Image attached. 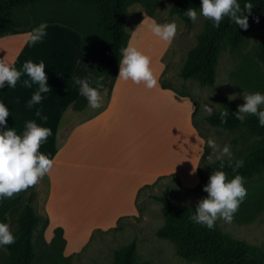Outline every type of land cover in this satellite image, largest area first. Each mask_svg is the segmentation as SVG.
<instances>
[{"label":"rangeland","instance_id":"1","mask_svg":"<svg viewBox=\"0 0 264 264\" xmlns=\"http://www.w3.org/2000/svg\"><path fill=\"white\" fill-rule=\"evenodd\" d=\"M176 1L142 0L141 3L134 4L128 9L126 23V32L129 35L128 45L131 43L150 58V66L158 83L153 89H147L143 84L129 81L133 87H127V91L135 101L137 98H143V102H139L142 105L141 111L144 109L148 118L155 117V123L169 115L174 117L175 111L178 113L182 110L181 118L186 116L189 129L187 173H179L178 169L171 171L170 168L177 167L171 165L169 158L158 156V159L156 158V154L162 151L161 149L156 150L155 146L162 144L163 149L164 145L167 147L168 136L163 133L157 134L158 130L154 121H143L142 113L132 107L133 102L129 101L131 98L128 95L129 98L125 102L130 104H124L123 107L128 120L123 123V126L128 127L127 124L130 123L131 136L136 134L134 146L127 152L128 155L134 157L135 161L133 169L130 164L131 175L123 174L120 177L125 182L124 190L132 192L137 190L138 192L133 202V209L105 223L93 224L94 217H83L81 216L82 211L77 214L75 220L65 219L67 223L65 228L62 226L50 228L48 225L46 229H43L39 226L33 240L37 254L35 264H111L114 252L133 241L137 245L136 261L138 263L148 261L151 264H201L197 261L189 262L179 258L175 253L173 243L157 237L156 232L163 225L164 217L163 205L156 197L168 191L170 199L176 205L196 207L197 202L207 196L203 187L215 170L212 168V163L216 161L213 158L210 164L207 162L211 151L207 145L209 137L221 146L230 145L233 159L246 157L256 144L264 141V137L251 135L245 129L229 131L212 127L206 121L207 116L221 109L220 99L222 97L229 98L235 95L236 99L233 101L238 107L244 103L243 91L245 94L257 91L264 93V64L256 55L259 42L264 37V24H253L239 46L223 47L216 68L214 85L202 87L197 80L182 79L180 72L188 61L189 52L197 46L198 37L203 32L207 19L201 16L195 23L192 22L187 26L180 18L170 14ZM50 11L51 8L46 11V14L49 15ZM62 11L75 15L80 21L92 22L93 28L98 31L97 21L88 13L76 9H63ZM153 22L158 24L174 22L176 24V34L170 43L159 40L151 33L149 25ZM46 31L47 35L42 42L30 44L28 39L23 49L28 51L24 61L22 60L23 64L27 60L33 63L43 61L45 71H50L54 75L58 69L79 61L76 58L79 55L83 59L76 44L78 37L76 34L63 27H48ZM76 64L80 63L76 62ZM118 74L119 71L115 82L118 80ZM120 81L124 82V80ZM104 93L106 98L110 97L108 90L103 91L99 108L87 107L82 112H74V103L65 108L61 115L59 129L54 137L55 147L60 149L66 143L68 134L71 133V129H66L69 123L75 122L73 124L77 126L105 113L108 103L105 104ZM205 105L213 108L211 114L204 111ZM154 110L155 114H153ZM163 111L167 114L160 115ZM171 137L172 146L179 153L180 146L177 142L179 134L174 125H171ZM124 142L125 148L131 147V143L127 144L126 138ZM121 143L123 145L122 141ZM78 157L84 159V155L76 156V174L77 172L83 173L87 169L94 177L99 175L97 163L83 164L82 160L78 161ZM102 173L101 171L100 174ZM115 175L116 172L109 173V176ZM244 187L247 189V196L240 204L232 221L225 222L223 219H218L216 224L231 236L245 240L251 246L264 251V174L247 181ZM31 188L35 193L36 212L48 217L46 177L44 176ZM122 192L121 187L116 194V199L121 202L127 200V196H124L125 199L120 198ZM94 193L95 190L92 194ZM97 197L96 201L88 204L94 214L101 212L98 209L107 200L100 199L99 192ZM20 201L13 203L11 200L0 201V222L8 223L10 226L8 210L17 206ZM77 205L78 202L74 206ZM57 228L63 230L62 239L55 235ZM11 231L12 233L15 231L14 226ZM8 256L9 251L6 248L0 249V264H6Z\"/></svg>","mask_w":264,"mask_h":264},{"label":"trees","instance_id":"2","mask_svg":"<svg viewBox=\"0 0 264 264\" xmlns=\"http://www.w3.org/2000/svg\"><path fill=\"white\" fill-rule=\"evenodd\" d=\"M142 0H0V38L28 34L41 22L48 25H60L77 33L81 40L79 50L88 60L87 77L94 82L101 78L103 88L111 93L119 71V50L128 46L129 35L126 32L128 9ZM243 7L244 0H239ZM253 8L248 17V28H238L227 18L214 28L207 20L198 43L188 54L180 76L184 80H197L202 87L213 86L216 80V68L223 47L239 46L248 31L256 23L264 24V0H249ZM189 7L199 9L200 0H177L170 14L180 18L187 26L192 23L184 12ZM51 8V13L46 11ZM57 8H60L57 10ZM82 10L97 21L98 31L90 21H80L71 13L62 10ZM256 55L264 64V37L260 40ZM91 86H95L94 83ZM87 100L80 95L74 102L75 111H83ZM221 109L206 117L212 127L229 131L245 129L254 136L264 137V127L258 126L254 116H247L243 124L234 118L237 105L228 97L220 99ZM228 111L226 123H221L219 113ZM244 166L239 174L250 181L264 174V141L256 144L244 158ZM236 160V159H234ZM219 161L212 163L213 169H219ZM231 178L234 173L225 166L223 169ZM156 199L163 205L164 223L157 230L160 239L174 244L176 255L185 261H197L201 264H264V251L251 246L245 240L235 238L224 232L216 223L212 230L194 224L189 216L195 207L176 205L165 191ZM35 193L28 188L22 191L20 203L8 213L10 230L14 226L15 243L5 246L9 251L6 264H35L37 254L34 247V235L39 226L46 229L49 218L38 214L34 208ZM63 230L55 229L57 238L62 239ZM137 245L133 241L114 252L111 264H151L136 261Z\"/></svg>","mask_w":264,"mask_h":264},{"label":"crops","instance_id":"3","mask_svg":"<svg viewBox=\"0 0 264 264\" xmlns=\"http://www.w3.org/2000/svg\"><path fill=\"white\" fill-rule=\"evenodd\" d=\"M48 27L63 26L48 25ZM63 28L78 36L76 44L79 50L80 36L66 27ZM28 39L27 34L0 38V59H4L11 66L19 70L23 64L22 60L24 61V57L28 54V51L23 50L24 46L28 43ZM79 53L83 56L80 50ZM79 56L76 57L79 61H74L68 66L58 69L54 75L50 71H45V73L48 72L46 75L50 90L48 93L42 94L44 98L41 103L31 109L27 108L26 104L33 92L36 91L37 86L33 85L31 88L24 87L22 81L28 79L26 75L21 76L15 88L9 89L5 85L4 88L0 89V102L4 103L10 112V116L6 118L9 127H15L20 131L23 130L27 121H35L39 126L50 128L52 131V135L40 147L42 153L50 158H54L52 169L45 175L47 179L46 208L50 228L66 226L65 219L73 218L75 220L77 214L82 213V211L83 214L81 216L94 217L95 221L93 224L111 221L120 215L127 214L133 209V202L138 193L136 192L137 190H133V192L124 190L123 186L125 182L120 177L123 174L131 175L132 170L131 173L129 172L130 164L133 169L135 161L134 157L128 155L127 152L134 146L136 134L131 136L130 128L132 126L129 125L130 123L127 124L128 127L123 126V123L128 120V117L123 112V107L124 104H130L125 102L130 96L127 87H133L129 81L122 82L118 79L110 93V97L106 98L105 93L103 95L105 104L108 103L105 113H101L94 119L85 121L77 126H74L73 123L75 122L69 123L66 129H71V133L68 134L66 143L60 149L55 147L54 137L59 129L61 115L65 108L71 103L73 104L80 96L79 86L75 85L73 77L81 79L87 77L88 60L85 56H83V59ZM76 62L80 64L77 65ZM130 98L129 101L133 102L132 107L136 108L139 113H142L141 118L144 119L143 121L148 122L152 120L155 123V117L148 118L147 112H144V109L141 111L142 105L139 102H143V98L139 99L136 96V101L131 96ZM37 109L41 111L42 116L47 117L46 121L41 120L35 115ZM74 112L82 111L74 110ZM153 114H155V110ZM166 114L165 111L160 112V115ZM182 114V110H179L178 113L175 111L174 117L169 115L155 123L158 130L157 134H166L169 141L167 147L164 145V149L162 144L155 146V149H161L162 151L160 154H156L157 159L158 157L169 158L171 165L177 167L170 168L171 171L178 169L179 173L184 172L186 174L188 169L187 136L189 129L186 116L184 115L182 119ZM170 124L174 125L178 130L179 138L177 142L180 146L179 153L172 146ZM125 138L128 140V145L131 143V147L125 148ZM80 154L84 155V159L78 157V161L82 160L83 164H98V176L94 177L87 169L83 173H75L76 156ZM154 160L156 161V159ZM101 171L103 172L102 175L100 174ZM110 172H116V175L109 176ZM121 187L123 192L120 198L125 199L124 196H127V200L122 202L116 199V194ZM93 190H95L94 195L92 194ZM98 192L101 196L100 199L107 200L105 202L103 200L104 203L100 205L98 211L101 212L94 214L91 212V206L88 204L98 199ZM21 199L20 192L12 198L2 201L11 200L13 203ZM76 202H78V205L74 206ZM11 209L8 210V213ZM103 211L104 213H102ZM62 218L64 223L61 222Z\"/></svg>","mask_w":264,"mask_h":264},{"label":"clouds","instance_id":"4","mask_svg":"<svg viewBox=\"0 0 264 264\" xmlns=\"http://www.w3.org/2000/svg\"><path fill=\"white\" fill-rule=\"evenodd\" d=\"M252 8L253 5L249 0H244L243 7L239 0H200L199 9L189 7L184 15L193 23L202 16L209 20L214 28H219L221 21L227 18L238 28L246 30L249 25L248 17L244 13H250ZM149 27L151 33L165 43L171 42L177 28L174 22L164 24L153 22ZM47 28V22H41L34 27L27 34L30 44L42 42L47 35ZM119 52V80L143 84L147 89L157 86L158 81L153 74L148 56L131 43L121 48ZM22 75L28 77L22 81L24 87L37 86L26 104V107L31 109L39 105L44 98L42 94L50 90L44 62L33 63L27 60L17 70L4 59H0V89L5 85L9 89L15 88ZM101 80L102 77L94 82L88 77L83 79L73 77L75 85L79 86V94L87 100L88 107L92 109L101 106L103 88ZM92 83L95 84L94 87L91 86ZM228 99L234 100L236 96L231 95ZM243 100L244 103L238 105L237 111L233 114L234 118L243 124L246 116H254L258 126L264 127V93L257 91L245 94L243 91ZM204 111L211 114L213 108L205 105ZM35 115L41 120H47L39 109L36 110ZM228 115V111L219 113L221 123L227 122ZM9 116V108L0 102V200L12 198L15 194L36 185L54 165V158L40 151L41 145L52 135L51 129L39 126L35 121H27L23 130L18 131L15 127L8 126L6 118ZM207 145L211 150L207 162L210 164L215 158L220 162L219 169H215L209 176L207 184L203 187L207 196L197 202L195 211L189 219L194 224L212 230L218 219H223L225 222L232 221L247 196V189L244 187L245 178L238 172L244 166V160H234L231 146L228 144L221 146L212 137L208 138ZM226 165L234 173L231 178L223 170ZM15 240L16 237L10 230L9 224L0 222V249L14 244Z\"/></svg>","mask_w":264,"mask_h":264}]
</instances>
